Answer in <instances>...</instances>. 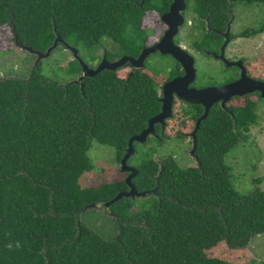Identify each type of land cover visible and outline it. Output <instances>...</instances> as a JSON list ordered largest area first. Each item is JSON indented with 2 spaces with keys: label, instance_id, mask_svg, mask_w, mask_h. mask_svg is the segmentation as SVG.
<instances>
[{
  "label": "trees",
  "instance_id": "1",
  "mask_svg": "<svg viewBox=\"0 0 264 264\" xmlns=\"http://www.w3.org/2000/svg\"><path fill=\"white\" fill-rule=\"evenodd\" d=\"M230 3L264 0H193V10L223 29ZM159 11L153 0H0V27L42 53L56 35L78 53L107 41L115 60L137 55L142 28L156 23L146 18ZM118 71L60 85L39 62L25 79L0 80V264H237L212 252L222 244L241 251L264 235V191L241 195L225 163L256 124L254 105L212 110L196 135L194 167L169 157L159 163L133 144L131 182L151 193L144 203L122 198L106 208L128 187L124 179L83 188L80 178L93 169L89 148L113 149L119 164L129 139L160 111L156 78L140 71L121 78ZM67 73L77 77L79 64L72 61ZM93 204L88 210H109L114 240L81 222Z\"/></svg>",
  "mask_w": 264,
  "mask_h": 264
},
{
  "label": "rangeland",
  "instance_id": "2",
  "mask_svg": "<svg viewBox=\"0 0 264 264\" xmlns=\"http://www.w3.org/2000/svg\"><path fill=\"white\" fill-rule=\"evenodd\" d=\"M233 14L235 20L232 25V33L239 35L241 30L258 26L264 22V7L258 4L246 5L238 3L233 6ZM151 18V19H149ZM149 19L150 23L157 22L161 24L160 20L152 16H147L146 21ZM153 19V20H152ZM145 21V22H146ZM148 21V22H149ZM147 25V24H146ZM150 26V25H148ZM156 35H153L152 40H155ZM257 41L252 42L253 45L258 44L261 39L256 38ZM246 42L239 38L235 43L230 46V53L241 56L246 49ZM105 48L113 51L116 47L105 41ZM96 48L86 49L81 47L79 49L80 58L85 63H90L91 58L102 54V49ZM196 59L197 68V82L201 85L203 82L217 81L220 82L225 75L221 72L222 64L215 60L205 58L200 54H194ZM73 55L69 50H65L63 46H58L51 55L41 60L43 70L46 76L54 82L63 85L72 80H76L78 76H72L67 73L70 68V63L74 61ZM91 59V60H90ZM99 59V58H98ZM97 59V62H98ZM209 59V60H208ZM36 57L30 55L24 50L18 48L13 42V34L8 26L0 27V80L10 77H17L25 79L28 77L30 70L36 65ZM79 64V63H78ZM172 63L168 60L160 58H151L147 62V70L153 75L160 74L168 77V68H171ZM130 69H120L118 76L126 78ZM233 105H242V99H237L231 102ZM260 112V111H259ZM261 113V112H260ZM258 126L252 128L251 137L248 142L244 141L238 143L225 158V163L231 169V182L237 192L241 195H249L257 188L264 191V117L261 114L258 118ZM176 134L175 129L169 130L168 135L173 136ZM184 142L173 138L168 141L165 146H139L137 149L141 152L149 153L157 162L161 163L166 159L172 158L176 164L181 168H189L196 166L197 162L190 154L192 148ZM153 150L152 152H149ZM153 153V154H152ZM141 154V153H140ZM90 158L93 169L85 173L80 178V185L85 187H96L104 183H111L113 181H121L126 178V173L120 171V164L115 161V154L113 149L92 143L87 152ZM135 159H128L127 164H134ZM129 165V166H130ZM147 197L143 199L137 198L135 202H146ZM138 203V204H139ZM81 222L87 227L92 229L102 239L112 241L116 236V227L112 221V216L109 210L102 206H97L96 210H88L81 214ZM217 250L213 251V256L223 257L231 260L237 264H264V235H257L253 237L248 246L241 251H228L224 245H220Z\"/></svg>",
  "mask_w": 264,
  "mask_h": 264
},
{
  "label": "flooded vegetation",
  "instance_id": "3",
  "mask_svg": "<svg viewBox=\"0 0 264 264\" xmlns=\"http://www.w3.org/2000/svg\"><path fill=\"white\" fill-rule=\"evenodd\" d=\"M182 1L183 10H180L179 12L182 23L180 26H177V24L179 23V19L177 18V16H173L168 20L169 25L172 26V28H170L166 23L161 20V16L168 14L171 6L174 4V0H153L155 6L162 10V12L159 11L160 13H154L156 16H158V19L160 20L161 24L156 22L154 23V25L151 26L145 25L141 30L146 34L145 40L143 41V47L139 50L137 55L123 56H129L137 60L143 50L159 44L170 30L172 33H174L171 38L173 45L186 52L193 59V68L195 71V75L193 82L188 86L189 88H194L196 89V91L212 87L219 88L226 84L238 81L243 74L244 78H247L244 87L246 93L242 96L233 97L229 102L224 105V108H221L220 102L213 104L209 110V114L206 119L210 117L212 110L216 109L217 107L221 108L222 110H226L227 106L232 101L237 99H242L243 104H245L246 106L253 104L257 120L256 124L252 127H249L246 132V142H248L251 137L252 128H255L259 124V115L261 114V117H264V85H262L263 93L261 91L259 92L257 90H254L256 83L260 84V86L261 84H264V22L255 27L252 26L250 28H245L239 33L248 34V36L233 38V36H236L232 33V25L235 20V16L233 14L234 4L230 3L226 10L228 19L227 23L225 24V27L223 29H218L212 26L209 20H207L206 18H202L197 12L193 10V0ZM180 6L181 4L177 3L175 6L176 10H179ZM173 26H177V28L175 29ZM153 35H156L155 40H152ZM259 37L261 41L258 44L253 45L252 42L257 41L256 38ZM239 38H242L246 42H250L246 43V49H248V52H244V54H242L241 56L235 54L233 55L230 53V46L235 43V41H237ZM165 44L167 45L166 48H169V40L165 41ZM98 49H102V54L100 56H96L94 54L95 59H92L90 63L84 62V64L91 69H96L97 66L102 62L104 57L109 62L117 61L119 58L122 57L120 56L115 60H109L108 54L114 55L113 53H115V49L111 51L110 49L105 48L103 45L96 48L95 51H97ZM196 53L204 56L205 58L215 60L222 64L221 72L225 75V77L222 78L220 82L210 81L206 84H204L203 82L201 85H199L197 82L198 71L196 68V59L194 56V54ZM77 56L80 58L78 51ZM151 58H160L164 61L168 60L170 63H172L171 68H168V77H165L160 74L153 75L149 70H147V62ZM73 59L74 61H76L75 58ZM141 65V67H135L127 62L118 69H130L126 78L129 74L131 75L132 73H136L138 71H140L141 73H145L152 78H156V100L160 105V111H162L160 101L164 95V85L173 79L182 78L186 73L185 67L179 62H177L173 58V56L162 55L159 51H156L152 54H148V56L145 57ZM186 67H188L187 64ZM81 75L82 71L80 68L78 78ZM206 103L211 104L209 100H206ZM172 110L173 111L171 113V116L165 119L163 121V124H155L153 132L151 134H149L144 140H141L140 142H135L134 144H136L137 146L161 147L165 146L170 139L178 138L179 141L184 142L191 148L197 147L196 135L200 130L201 123L206 120H201L199 126L197 127L198 120L201 119L204 115V106L186 103L180 100L175 94H173ZM158 113H156L155 115H157ZM146 128L147 126L143 130H145ZM172 129H175L176 134H174L173 136H169L168 131ZM193 157L197 162L195 152Z\"/></svg>",
  "mask_w": 264,
  "mask_h": 264
},
{
  "label": "water",
  "instance_id": "4",
  "mask_svg": "<svg viewBox=\"0 0 264 264\" xmlns=\"http://www.w3.org/2000/svg\"><path fill=\"white\" fill-rule=\"evenodd\" d=\"M181 4L180 9L176 10L175 6L176 4ZM183 1L182 0H174V4L171 6L170 11L166 15L161 16V20L166 23L170 28H172L171 25H169L168 20L173 17L177 16L179 19V23L177 26H180L182 23L181 17L179 15L180 10H183L182 6ZM177 26H173L175 29ZM55 32V29H54ZM172 33L170 30L168 33L164 36L162 41L148 49H145L142 51L141 55L138 57L137 60L129 57V56H122L117 61L109 62L104 57L102 62L97 66L96 69H91L87 65L84 64V62L77 56V50L73 47H71L69 44H67L62 38L56 35L55 40L53 41L52 45L45 51V53H42L40 51L34 50L31 47H26L22 45L18 40L16 39L15 45L20 48L21 50L26 51L30 55H34L36 57V65L46 58H48L51 55V52L54 51L59 45H62L65 50L71 51L73 57L76 59V61L79 63L82 75L75 81H81L85 77H94L98 73L108 70L113 71L117 70L118 68L122 67L127 62L135 67H141L142 62L144 61L145 57L148 56V54L155 53L156 51H159L162 55H171L173 58L182 64L185 67V75L182 78L173 79L166 83L163 87V98L161 99V110L157 115L152 117L148 120L147 128L143 130L139 135L132 136L128 141V146L125 151L124 156L120 160V171L122 173H126L127 176L125 178V183L128 187L127 191L120 192L116 197H114L111 201L104 204V206L107 208L110 205L116 203L117 201L121 200L122 198H142L146 195H149L151 192H138L135 186L132 184V179L136 176L137 171L134 167L129 166L127 164L128 159L134 154L135 149L133 144L135 142H140L141 140H144L149 134L153 132L154 125L157 123L163 124V121L171 116L172 113V101H173V94H175L180 100L189 103V104H195V105H202L204 106L205 112L201 119L197 122V127L200 124L201 120L206 119V117L209 114V110L212 107L213 104L219 103L221 105V108H224V105L229 102L233 97L235 96H242L246 93L244 87H245V81L247 78H244V75L242 74L241 78L233 83L226 84L219 88H207L203 90H197L194 88H189L188 86L193 82L195 71L193 68V59L183 50L179 49L178 47L174 46L171 38ZM169 40V48H166L165 41ZM186 64L188 67H186ZM229 66V65H228ZM262 85L264 84H255V89L257 91L262 90ZM206 100H209L211 104H207ZM231 116H233L231 114ZM196 151V147L192 148L191 155H194V152ZM96 205H91L86 207L84 210L93 209Z\"/></svg>",
  "mask_w": 264,
  "mask_h": 264
},
{
  "label": "clouds",
  "instance_id": "5",
  "mask_svg": "<svg viewBox=\"0 0 264 264\" xmlns=\"http://www.w3.org/2000/svg\"><path fill=\"white\" fill-rule=\"evenodd\" d=\"M9 247H11V246H9Z\"/></svg>",
  "mask_w": 264,
  "mask_h": 264
}]
</instances>
